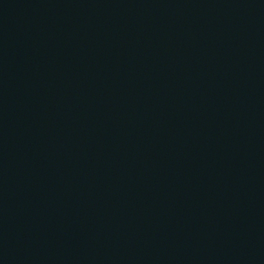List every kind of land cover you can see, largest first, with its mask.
<instances>
[{"label": "water", "instance_id": "1", "mask_svg": "<svg viewBox=\"0 0 264 264\" xmlns=\"http://www.w3.org/2000/svg\"><path fill=\"white\" fill-rule=\"evenodd\" d=\"M0 264H264V0H0Z\"/></svg>", "mask_w": 264, "mask_h": 264}]
</instances>
